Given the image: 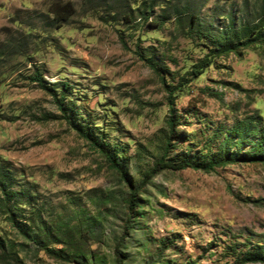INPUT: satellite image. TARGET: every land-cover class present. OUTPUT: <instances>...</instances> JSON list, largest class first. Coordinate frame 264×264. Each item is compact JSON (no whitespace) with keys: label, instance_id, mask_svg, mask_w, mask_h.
Wrapping results in <instances>:
<instances>
[{"label":"rangeland","instance_id":"374dc122","mask_svg":"<svg viewBox=\"0 0 264 264\" xmlns=\"http://www.w3.org/2000/svg\"><path fill=\"white\" fill-rule=\"evenodd\" d=\"M66 1L75 14L56 23L52 5ZM166 1L157 0L144 16L134 10L127 23L100 20L82 0H0V46L12 36L26 41L25 55L0 56V161L9 163L20 188L33 189L34 209L26 214L37 212L54 226L82 212L85 221L72 231L69 246H48L87 255L69 262L49 256L0 222V238L12 247V259L0 264H116L121 237L122 264H264L239 263L240 253L264 235V162L229 163L211 172L160 164L162 156L201 161L220 151L237 121L264 120V42L216 57L194 77L193 65L208 55L206 41L187 36L186 23L179 24ZM170 1L188 4L217 29L226 24L219 14L245 16L258 3ZM36 70L46 83L68 85L64 105L74 125L115 150L128 182L31 81ZM248 151L244 145L238 153ZM128 184L140 187L139 208L122 235Z\"/></svg>","mask_w":264,"mask_h":264},{"label":"trees","instance_id":"16d2710c","mask_svg":"<svg viewBox=\"0 0 264 264\" xmlns=\"http://www.w3.org/2000/svg\"><path fill=\"white\" fill-rule=\"evenodd\" d=\"M166 1V0H165ZM157 0H82L83 6L90 12L98 15L104 22H116L122 20L130 23L132 12L136 10L144 16L156 5ZM174 17L181 25L186 23L185 27L187 36L196 33L204 39L208 55L203 58L199 66L193 65L191 74L196 77L202 73V69L212 63L216 57L226 56L234 53L238 54L240 50L249 48L253 45H260L264 42V0H258L254 3L255 13L247 15H238L234 11L219 14L220 20H226V24L219 29L215 28L212 23H204L200 20L198 14L186 4L177 6L170 5ZM172 4V2H171ZM136 6V7H134ZM56 23H63L69 20L75 14V7L71 1L56 2L52 5L51 11ZM184 21V22H183ZM186 34V33H185ZM26 41L21 37H11L3 42L0 46V56H23L25 55ZM151 68L155 69L156 64L153 60H146ZM39 88L48 92L60 116L64 118L69 125L76 130L82 137L90 142L103 155L108 166L116 171L120 177L126 179V165L120 162L119 156L115 150L112 152L107 145L93 139V135L88 131H83L76 127L73 122L72 111L64 105L66 97L67 84L64 82L46 83L39 70H36L32 77ZM48 84V85H47ZM169 91V98L172 97V91ZM173 89V88H172ZM178 90V89H177ZM169 111L172 113V101L168 102ZM260 116H251L237 121L230 129L224 133L223 142L220 145V151L213 155H208L201 161L190 158H174L165 160L164 156L160 159L163 168L175 171L192 169L203 172H211L216 167H221L229 163L255 161L264 162V120ZM168 128L171 130L174 125L173 116L168 115L166 120ZM170 138H166L163 144L164 152L167 151ZM248 146L246 154H239L238 151L242 146ZM238 148V151H232ZM159 164V163H158ZM17 175L13 172L9 163L0 161V222L7 223L10 228L23 236L26 240L31 241L38 250L44 251L49 256H54L64 261H71V258L83 260L87 255L76 250L75 253H64L61 249H53L48 245L69 246L73 238L72 231H79L82 227L85 217L81 211H76L70 215L67 222L57 221L54 226H46L37 212L26 214L25 210L34 209L33 189L21 186ZM139 186L133 187L128 184V196L125 199L127 217L123 223L122 235L128 234L131 230V215L139 208L138 192ZM262 201V200H261ZM124 238L121 237L114 247L116 264H122V249L124 248ZM11 245L0 238V262L8 261L12 256ZM90 260H93L91 257ZM260 262L264 263V235L261 241H258L244 252L240 253L239 263Z\"/></svg>","mask_w":264,"mask_h":264}]
</instances>
